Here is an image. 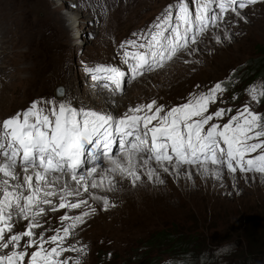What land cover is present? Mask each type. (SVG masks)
Returning <instances> with one entry per match:
<instances>
[{"label":"snow or ice","instance_id":"1","mask_svg":"<svg viewBox=\"0 0 264 264\" xmlns=\"http://www.w3.org/2000/svg\"><path fill=\"white\" fill-rule=\"evenodd\" d=\"M257 2L171 0L145 29L120 42L125 68L85 71L111 95L120 93L129 76L197 54L210 31L221 43L216 30L223 25L227 39L232 23L226 15L246 21L242 10ZM196 89L177 105L153 99L120 115L41 97L0 120V264H82L86 246L75 237L96 211L89 201L109 206L107 196L91 190H115L116 177L133 187L144 183L142 175L164 184L161 171L186 181L199 176L222 183L225 172L232 179L239 173L246 183L257 176L264 181V113L255 106L264 88L248 89L249 100L235 109L220 106L222 82ZM210 105L216 106L212 112ZM61 209L53 227L48 216Z\"/></svg>","mask_w":264,"mask_h":264},{"label":"rangeland","instance_id":"2","mask_svg":"<svg viewBox=\"0 0 264 264\" xmlns=\"http://www.w3.org/2000/svg\"><path fill=\"white\" fill-rule=\"evenodd\" d=\"M170 2L0 0V118L41 97L63 98L77 107L100 108L116 115L153 99L171 107L197 90V85L203 90L216 82L226 86L225 102L220 106L235 109L243 105L249 100L248 89L254 87L244 82V64L255 57L257 46L264 45V0L242 10L246 21L226 15L225 19L232 23L227 25V39L223 25L216 30L221 43L211 38L210 31L194 56L181 54L163 68L140 76L132 84H124L123 91L112 97L128 99L125 105L104 109L97 101L99 96L86 94L93 85L85 68L117 66L122 55L120 42L145 29ZM74 32H80L78 39V35L72 36ZM185 60L189 62L184 63ZM57 88H61L60 97L56 96ZM215 107L210 105L209 112ZM160 175L164 184L151 183L142 175L144 183L137 191L126 179L127 187L119 188L123 190L120 197L116 192L100 189L95 193L107 196L109 206L105 209L103 201H89L96 211L78 226L75 237L86 246L82 264H134L146 238L162 228H184L187 233L198 224L203 225L201 228L216 225L219 233L223 224H231L238 217L256 216L264 220V181L259 176L246 183L239 173L232 179L225 172L224 181L219 183L199 176L186 181L162 171ZM120 186L118 183L117 187ZM64 211L49 214L53 227L59 225L58 218ZM79 211L72 210L70 214ZM215 249L220 250H211ZM165 252L161 250L150 257L156 256L160 264H187L182 258L170 260L163 255ZM260 263L264 264V256Z\"/></svg>","mask_w":264,"mask_h":264},{"label":"trees","instance_id":"3","mask_svg":"<svg viewBox=\"0 0 264 264\" xmlns=\"http://www.w3.org/2000/svg\"><path fill=\"white\" fill-rule=\"evenodd\" d=\"M244 82L252 87L254 85L258 93L264 88V45L257 46L255 57L244 64ZM257 105L264 113V99ZM229 223L223 224L219 233L216 225L201 228L202 224L190 228L187 233L184 228L157 230L146 238L143 250L137 256L138 262L134 264H160L161 260L150 256L161 250H166L163 255L170 260L182 258L187 264L193 261L206 264H261L264 256V220L256 216L238 217ZM228 229L229 232H225ZM212 248L220 250L212 251Z\"/></svg>","mask_w":264,"mask_h":264},{"label":"bare ground","instance_id":"4","mask_svg":"<svg viewBox=\"0 0 264 264\" xmlns=\"http://www.w3.org/2000/svg\"><path fill=\"white\" fill-rule=\"evenodd\" d=\"M79 31V30H78ZM92 30H90V32H91ZM72 34V36L74 35H78V37H77V39L80 37V32L78 33V34H76V32H74V33H71ZM76 45H77V43H76ZM93 86V88H92V91H89L88 93H86L87 95H89L90 97H93V98H96L97 96H99L100 97V100L98 99H96L98 102H100V104H101V107L102 108H104V109H109V110H112V108L113 107H115V106H119V105H125L127 102H128V99H118V98H115L114 99V97H112V96H109L107 93H105V92H103V90L102 89H100L98 86H96V85H94V84H92ZM99 104V105H100ZM100 109V108H99ZM103 166H106V165H102V167ZM116 179L117 180H119V183H120V187H117L115 190H113V191H110V192H116L115 193V195H117L118 197H120V196H122V192H123V190H121V189H119V188H122L123 187V189L124 188H126L127 186H126V184H127V182H128V180H126V179H124V180H122V181H120V178L119 177H116ZM107 184V182L105 181V185ZM139 184V183H138ZM143 186V184L141 185V186H136V187H134V188H138V189H136V191L137 190H139V189H141V187ZM104 191L105 192V190H104V188H101L100 189V191ZM91 191H93L94 193H99V189H92ZM135 192V191H134ZM120 195V196H119Z\"/></svg>","mask_w":264,"mask_h":264},{"label":"water","instance_id":"5","mask_svg":"<svg viewBox=\"0 0 264 264\" xmlns=\"http://www.w3.org/2000/svg\"><path fill=\"white\" fill-rule=\"evenodd\" d=\"M61 93H62L61 88H57L56 89V96L57 97H60L61 96Z\"/></svg>","mask_w":264,"mask_h":264}]
</instances>
